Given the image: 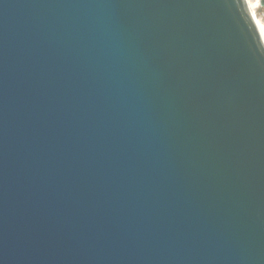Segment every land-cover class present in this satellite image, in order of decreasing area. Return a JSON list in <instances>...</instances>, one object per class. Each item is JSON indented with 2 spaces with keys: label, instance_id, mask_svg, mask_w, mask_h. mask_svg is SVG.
I'll list each match as a JSON object with an SVG mask.
<instances>
[{
  "label": "water",
  "instance_id": "1",
  "mask_svg": "<svg viewBox=\"0 0 264 264\" xmlns=\"http://www.w3.org/2000/svg\"><path fill=\"white\" fill-rule=\"evenodd\" d=\"M264 0H0V264H264Z\"/></svg>",
  "mask_w": 264,
  "mask_h": 264
},
{
  "label": "bare ground",
  "instance_id": "2",
  "mask_svg": "<svg viewBox=\"0 0 264 264\" xmlns=\"http://www.w3.org/2000/svg\"><path fill=\"white\" fill-rule=\"evenodd\" d=\"M247 2H248V5H249V7H250V9H251V0H247ZM258 28H259V30H260V32H261V34H262V38H263V41H264L263 31H262V29H261L260 27H258Z\"/></svg>",
  "mask_w": 264,
  "mask_h": 264
},
{
  "label": "flooded vegetation",
  "instance_id": "3",
  "mask_svg": "<svg viewBox=\"0 0 264 264\" xmlns=\"http://www.w3.org/2000/svg\"><path fill=\"white\" fill-rule=\"evenodd\" d=\"M262 15L264 16V7H261Z\"/></svg>",
  "mask_w": 264,
  "mask_h": 264
}]
</instances>
